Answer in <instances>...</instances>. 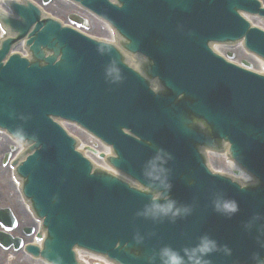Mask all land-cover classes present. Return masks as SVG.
<instances>
[{
    "label": "water",
    "instance_id": "water-1",
    "mask_svg": "<svg viewBox=\"0 0 264 264\" xmlns=\"http://www.w3.org/2000/svg\"><path fill=\"white\" fill-rule=\"evenodd\" d=\"M74 1L108 20L126 39L125 49L145 55L146 75L164 91H153L113 45L41 18L29 1L10 2L16 17H0L12 33L0 45V128L29 143L13 165L46 229L42 248L25 250L51 264H80L75 246L117 264H149L150 257L160 264L164 246L183 255L207 237L217 245L205 257L209 264L264 263V76L225 62L208 46L242 39L264 58V32L239 14L264 20V7L258 0ZM22 38L32 61L9 55ZM212 47L253 70L264 68L239 44ZM54 117L111 145L115 156L107 161L146 189L93 170ZM193 118L208 131L197 129ZM220 140L257 184L241 185L207 168L196 144L219 148ZM168 200L190 213L142 214ZM228 201L238 211L216 210V202ZM0 222L16 225L7 209L0 210ZM0 245L18 249L21 240L0 231Z\"/></svg>",
    "mask_w": 264,
    "mask_h": 264
},
{
    "label": "rangeland",
    "instance_id": "rangeland-1",
    "mask_svg": "<svg viewBox=\"0 0 264 264\" xmlns=\"http://www.w3.org/2000/svg\"><path fill=\"white\" fill-rule=\"evenodd\" d=\"M40 1V0H38ZM264 3V0H261ZM44 9L47 13L62 20L67 21V11L71 8L67 2L64 0H51L46 5H44ZM73 11V10H72ZM89 19L86 27V31L92 35L97 37H104V33L101 30H105V27L102 23L97 20L91 19L88 16H85ZM249 20H252L256 24L260 25L264 28V24L252 17H248ZM78 133L77 131H75ZM82 135L79 133V137ZM83 141L86 143H91L93 140L88 138L87 136H82ZM94 143V142H93ZM91 145V144H88ZM97 150H100V146L94 147ZM209 162L211 167L215 170L228 171L229 163L221 156L209 155ZM8 168L2 166L1 175H2V196H1V204L3 207H9L13 214L16 216L18 227L22 225H31L36 227V223L33 221L32 216L27 211L26 206L22 202L17 189L15 188L14 183L11 181L10 174ZM0 229H2L0 227ZM12 234L18 232V228L10 231ZM25 241H30L31 238H24ZM0 264H43L39 260L33 259L25 255L21 250L14 251L11 248L4 249L0 247Z\"/></svg>",
    "mask_w": 264,
    "mask_h": 264
},
{
    "label": "clouds",
    "instance_id": "clouds-1",
    "mask_svg": "<svg viewBox=\"0 0 264 264\" xmlns=\"http://www.w3.org/2000/svg\"><path fill=\"white\" fill-rule=\"evenodd\" d=\"M162 151V150H161ZM156 160H162V157L158 155ZM161 172L164 171L163 168L160 169ZM159 179V177H157ZM163 183V181H162ZM166 188L171 187L170 184L164 185ZM215 208L217 211L224 210L228 213H235L238 211V205L235 201H228L221 205L219 202L215 203ZM191 211L188 206L176 205L173 200H168L165 205L153 204L151 208L146 207L145 211L142 213L145 216L151 215L153 219L157 218V214L168 216L171 215L172 218L179 216L181 214L187 215ZM259 219V216L256 217ZM217 250V245L214 241H211L207 237L202 238L201 243L193 249H184L183 255L180 251H177L170 246H164L160 249L158 255L160 259V264H209V261L205 259L211 252ZM226 251L230 252V250ZM187 257V259H185ZM153 258H149V264H152Z\"/></svg>",
    "mask_w": 264,
    "mask_h": 264
},
{
    "label": "flooded vegetation",
    "instance_id": "flooded-vegetation-1",
    "mask_svg": "<svg viewBox=\"0 0 264 264\" xmlns=\"http://www.w3.org/2000/svg\"><path fill=\"white\" fill-rule=\"evenodd\" d=\"M50 2V1H49ZM47 4V3H46ZM71 10L67 11V21L70 22L69 15L72 13V9L75 8L74 6H70ZM12 155V142L2 135L0 131V208L2 207L1 204V196H2V175H1V168L2 166L7 167V161L10 159ZM6 160V161H5ZM20 234H23V227L19 229Z\"/></svg>",
    "mask_w": 264,
    "mask_h": 264
},
{
    "label": "bare ground",
    "instance_id": "bare-ground-1",
    "mask_svg": "<svg viewBox=\"0 0 264 264\" xmlns=\"http://www.w3.org/2000/svg\"><path fill=\"white\" fill-rule=\"evenodd\" d=\"M104 150H105V152H108V151H109L108 148H106V149H104ZM230 166H231V168H235L232 164H231ZM238 174H239V178H242L243 180L248 179V178H247V175H245V174L242 173L241 171H240ZM37 243H39V242H37Z\"/></svg>",
    "mask_w": 264,
    "mask_h": 264
}]
</instances>
